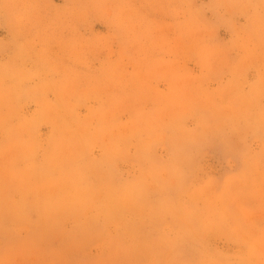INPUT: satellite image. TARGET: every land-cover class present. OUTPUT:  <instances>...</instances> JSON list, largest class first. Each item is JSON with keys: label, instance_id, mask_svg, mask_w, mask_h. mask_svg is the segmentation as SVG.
I'll use <instances>...</instances> for the list:
<instances>
[{"label": "rangeland", "instance_id": "rangeland-1", "mask_svg": "<svg viewBox=\"0 0 264 264\" xmlns=\"http://www.w3.org/2000/svg\"><path fill=\"white\" fill-rule=\"evenodd\" d=\"M0 264H264V0H0Z\"/></svg>", "mask_w": 264, "mask_h": 264}, {"label": "bare ground", "instance_id": "bare-ground-1", "mask_svg": "<svg viewBox=\"0 0 264 264\" xmlns=\"http://www.w3.org/2000/svg\"><path fill=\"white\" fill-rule=\"evenodd\" d=\"M114 199H116V198L114 197ZM73 201H74V200H73ZM107 201H108V200H107ZM111 201H112V200H111ZM115 201H116V200H115ZM115 201H114V200L112 201V202H113V203H112L113 208H116L117 206H119V204H116ZM70 203H71V202H70ZM107 203H108V202H107ZM117 203H118V202H117ZM121 203H124V202H121ZM121 203H120V204H121ZM108 204L111 205L110 202H109ZM108 204H106V205H108ZM107 207H108V206H107ZM108 208H109V207H108ZM111 208H112V207H111ZM79 225H80V224H79ZM80 228H82V226H81ZM88 229H89V230H87V228H85V229L83 228L82 230H80V232H82V233H93V232H94L93 230H96V229H93V228H90V227H89Z\"/></svg>", "mask_w": 264, "mask_h": 264}]
</instances>
